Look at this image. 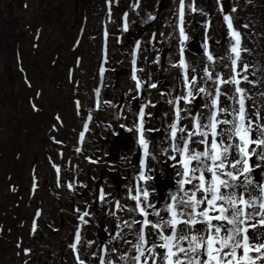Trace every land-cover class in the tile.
Returning a JSON list of instances; mask_svg holds the SVG:
<instances>
[{
    "label": "rangeland",
    "instance_id": "1",
    "mask_svg": "<svg viewBox=\"0 0 264 264\" xmlns=\"http://www.w3.org/2000/svg\"><path fill=\"white\" fill-rule=\"evenodd\" d=\"M29 2L30 7L25 9L20 6V0H0V42H3L0 43V209L5 208L6 196L13 203L18 199L17 195L6 192V185L3 182L5 171V175L12 172L14 180L26 186L30 163L28 160V163L22 162L29 157L34 159V151L40 160L38 167L41 170L42 192L30 191L27 195L26 188L23 189L25 194L21 195V208H17L19 219L15 221V225L17 232L26 231L24 239L28 242L24 243L29 246L18 247V244H15V237L12 238L0 249V264H77L75 254L68 247L73 241L76 221L78 225L80 213L75 211L77 208L93 213L91 223L82 226L81 229L85 244L79 247V254L86 264L98 263L100 255L98 246L101 245V241L107 244L106 247L109 249L119 248L114 254L106 253V259H112L114 264H123L118 258L127 250L128 264H132L130 257L135 255V252L130 246L109 240L110 234L117 230L116 224L133 218L142 219L137 213L127 210L135 206V202L128 199V190L142 183L138 180L137 135L135 132L127 131V128L121 129L119 125L132 127L141 105L149 100L156 105L145 109L146 112L152 113V116L147 118L145 127L160 129L157 132L146 133L148 141L151 142L150 152L156 158H148L151 171L148 170L146 175H151L154 179L148 181L145 186L150 192L155 189L151 200L157 204V208L162 209L171 196V190L173 193L176 192L174 188L177 187L176 182L179 178L176 173L181 170L176 161L169 159L174 153L166 139L167 126L172 116L171 106L166 101L180 95L184 90L182 71L172 66L178 63L180 58L178 49L181 38L177 29V9L180 0H140L138 8L133 7L136 0H111L113 8L111 13L106 10L105 0H29ZM190 3L191 0H185L184 30L188 40L184 41L183 45L186 50V61L196 69L198 78L204 75L203 69L206 64L210 65V71L228 75V69L224 65L230 63L229 61L217 59L212 65L206 60L203 52L206 35L204 24L207 21L210 22L207 38L212 53L216 58L228 54L230 37L217 0H195V7L198 9L195 13L188 8ZM84 4H87L85 9L82 8ZM230 5L237 9L231 15L235 28L241 33V47L250 49V52H242V57L249 59L247 63L255 72V76L249 75V79L257 81L255 86L241 82V87L246 89V96L249 97L246 106L251 110L254 105L264 113V96L261 95L264 93V0H230ZM125 9L130 11V27L127 32L120 26V13ZM32 12H36L42 27L38 60L28 52L29 43L25 42L29 26L18 20L20 15L25 20H32L27 23L35 24L36 19L33 20L30 16ZM150 15L156 19L149 20ZM104 20L110 21L109 60L104 73L100 72L98 75L103 38L101 26ZM9 23L14 27L12 32L6 29V24ZM23 24L26 31L21 28L19 32L24 39L20 45L23 56H27L24 61L33 80L32 84L35 80L41 84L42 70L44 72L46 69V86L42 83L46 95L42 97L43 100L40 99L43 107L37 112L33 110L32 103L37 105L35 100L39 98L38 92L20 78L21 74L15 67L14 45L11 43L9 45L11 40L13 43L14 32L23 27ZM244 24H248L249 27L244 28ZM80 26L84 29L78 46L83 57L78 59L77 63L78 60L73 62L75 55L70 45ZM120 30L122 38L119 40L117 31ZM137 40L141 43L136 65L138 69H144V72H138V76L142 80H148L150 77V82L157 83L158 88L148 89L145 86L141 89L139 98L133 99L137 93L130 76V51ZM57 49L60 50V56L56 58L52 56V59H49L51 52ZM154 59H158L159 64L152 63ZM70 64L73 66L72 74L67 73ZM23 70L27 76L24 67ZM59 81L62 86H59ZM95 83L101 93L99 99L111 102V105L102 104L99 110H95L94 107L97 98L92 87ZM12 87L15 93L12 92ZM69 91L72 97L75 94V97L80 99V112L71 109L73 102ZM61 93H64L63 97L60 96ZM160 93L171 95L162 96ZM233 93L234 89L229 86L228 95ZM58 101L61 103L59 108H62L63 118L70 119L67 121V125L71 124L68 130L60 126L61 119L58 121L53 114ZM204 102L205 98H197L193 102L195 106L193 110L206 112L200 107ZM228 103L236 106L234 101ZM10 109H14L12 113ZM86 112H92L93 118L84 140L80 141L78 132L84 128L82 125ZM165 113H168L167 117ZM28 121L40 128V134L34 132L36 135L33 145L28 140L31 139L30 133L17 130L29 124ZM50 127L53 130L51 135L58 137L57 139L64 145L63 151L59 152V147L50 141L51 150L48 152L47 163L46 147H42L40 143L41 140L42 143H48V135L45 134H48ZM77 148L81 151L78 152ZM163 149H168V152L165 153ZM86 157L99 159L100 163L92 164ZM54 165H59L62 169L59 179ZM58 180L61 182L59 187ZM6 183L8 184L7 180ZM68 183L74 184L75 191H69ZM81 184L87 187H81ZM100 186L106 193H110L109 201L119 200L122 205L127 206L124 210L117 211L116 219L106 215L105 210L111 208L110 204L97 202ZM34 208H41L42 215L37 217L35 223L37 233L30 229L34 234L29 235L27 230L34 219ZM151 219L157 218L151 216ZM138 228L139 225L136 226V229ZM133 231L135 229H124V232L128 233L126 239L135 242V236L131 234ZM0 240L2 242L3 239ZM88 240L95 243L91 247L86 246ZM24 248L30 250L27 255ZM94 252L97 253L96 257L92 255Z\"/></svg>",
    "mask_w": 264,
    "mask_h": 264
},
{
    "label": "snow or ice",
    "instance_id": "2",
    "mask_svg": "<svg viewBox=\"0 0 264 264\" xmlns=\"http://www.w3.org/2000/svg\"><path fill=\"white\" fill-rule=\"evenodd\" d=\"M139 4L140 0H136L133 7L138 8ZM217 4L230 37L228 54L216 58L209 50V22L205 25L204 55L212 65L217 59L229 61L230 63L224 65L229 74L214 73L209 70L210 65L206 64L204 75L198 78L196 69L184 58V50L181 47L178 63L172 66L182 70L184 90L180 95L166 101L172 111L166 139L174 153L169 159L176 161L181 169L176 173L179 177L176 183L178 193L182 195L172 194L162 209L157 208V204L151 200L155 189L150 192L145 186L148 181L154 179L145 174V169L151 171L146 160L156 158L149 151L146 133L160 131L145 127L147 118L152 116V113L146 112L145 109L156 105L151 100L141 105L132 127L119 125L121 129L127 128V131L136 133L144 155L140 160L141 170L138 174V180L142 183L128 190V199L134 201L135 206L127 209L137 213L142 219L121 221L116 224L117 230L109 237L110 241L117 244L123 242L130 246L135 252V255L130 257L132 264H264V113L254 105L251 110L246 106L249 97L246 96V89L240 87L242 81L254 86L257 81L249 79V75L255 76V72L251 70L252 66L242 59V52H250V49L241 47V33L234 26L231 13L237 9L231 7L230 0H217ZM188 8L193 13L198 11L195 0H191ZM177 15L180 43L183 45L184 41L188 40L184 30L185 0H180ZM155 19V16H149V20ZM128 25V13L125 12L123 31L129 30ZM243 27L248 28L249 25L244 24ZM105 35L107 36V33ZM139 50L140 42L137 41L133 50L131 76L137 95L133 99L139 98L141 89L145 86L148 89L158 88L157 83L150 82V77L148 80H142L138 76V72H144L143 68L136 67L135 57ZM151 62L159 64L158 59ZM100 72L103 73L104 69L101 68ZM25 83L30 86L27 79ZM229 86L234 89L232 95H228ZM99 95L97 89L95 110H99L102 104L111 105L110 101H101ZM261 95L264 96V93ZM198 97L205 98L200 107L206 112L193 110V102ZM228 101H234L236 106ZM76 103L79 109L81 102ZM32 108L34 111L39 110L35 103H32ZM165 116L167 117L168 113H165ZM56 119L59 121L60 117ZM91 119L89 114L88 120ZM80 138L83 140V132ZM77 151L81 149L77 148ZM163 151L167 153L168 149ZM86 158L92 164L100 163L99 159ZM54 168L59 174L60 168L56 165ZM60 183L58 180V187ZM187 185L191 187H186ZM80 186L87 187L83 184ZM35 187L34 182L33 188ZM67 187L70 192L75 191L73 183H68ZM109 196L110 193L101 188L97 202L110 204L111 208L105 210L106 215L116 219L117 211L124 210L127 206L122 205L119 200L109 201ZM75 211L80 213V223L74 231L73 242L68 247L75 254L77 264H86L79 254V247L85 244L81 225L90 224L93 213L88 210L81 211L79 208ZM150 216L157 219H149ZM124 229H135L131 233L135 236V242L126 239L128 233H125ZM35 230L34 222L32 231ZM94 243L95 241L88 240L86 246L91 247ZM98 247L101 253L114 254L119 251L117 247ZM29 251L25 249V254ZM92 255L96 257L97 253ZM128 258L129 253L125 250L118 259L123 264H128ZM98 259L99 264H114L112 259H106L104 255H100Z\"/></svg>",
    "mask_w": 264,
    "mask_h": 264
},
{
    "label": "trees",
    "instance_id": "3",
    "mask_svg": "<svg viewBox=\"0 0 264 264\" xmlns=\"http://www.w3.org/2000/svg\"><path fill=\"white\" fill-rule=\"evenodd\" d=\"M20 6H23L25 7V9H28L30 7V2L29 0H20ZM87 4L85 5H82V8H86ZM28 7V8H26ZM23 11H26V10H23ZM86 13V12H85ZM46 14L49 15V12L46 11ZM31 18L34 20L36 19V23L33 24V22H31V24L27 23L28 21H32V20H25L23 18V16H20L18 15V20H20V22H25V24H27L29 27H27L28 29V34H27V38H26V41L27 43H29V47H28V52L31 53L32 57L33 58H36L35 60H38L39 58V54H38V50L40 48V40L42 38V27L41 25L39 24V17L38 15H36V12H32L31 13ZM25 24H23V27H20L17 32H14V38H13V43H12V40L9 42V45L10 43L14 45V52H13V56L15 57L16 59V65L15 67L17 68V71L21 74L20 75V78L22 79V81L25 83V80L27 79V81L30 83L31 87L37 91L39 93V100H43L42 97H44V95H46L45 92H43V89H42V83L43 85H45V81H46V69L42 70V66H40V69L42 70V80L40 81L41 84H39L37 82V80H35V83L33 82L32 84V78L29 76V72L26 68V64H25V56H23V51H22V41L24 42V39H23V35H21L19 32L22 28V30L25 32L26 31V27ZM13 25L11 23L9 24H6V29L8 32H12L14 27H12ZM77 30H79L81 33H82V26L78 27ZM77 36H78V31L75 35V37L72 39V43H71V51L74 53L75 57H74V60L73 62L76 61V58L77 56L80 55L81 51L79 50V44H80V41L77 42ZM20 42H21V45H20ZM59 42L61 43V41L59 40ZM0 43H3V42H0ZM17 44V45H16ZM16 45V46H15ZM46 48V47H45ZM46 50V49H45ZM42 53V52H41ZM82 54V53H81ZM30 55V56H31ZM55 56L58 57L60 56V50H56V51H52L51 54L49 55V59H52L51 57ZM27 57V56H26ZM71 62V63H73ZM71 66V64L69 65ZM26 69L27 71V76L24 74V70L21 71V69ZM59 83V86H62V84L60 83V81L58 82ZM37 84V85H36ZM46 86V85H45ZM61 89V88H60ZM12 92L15 93V89L14 87L11 88ZM63 92V91H62ZM70 92V91H69ZM45 93V94H44ZM64 93H61L60 96L63 97ZM41 96V97H40ZM70 97H71V92H70ZM60 98V97H59ZM61 99V98H60ZM40 100V102H38L40 108H42V101ZM72 100V99H71ZM57 104L54 106L56 110H61L62 108H59L60 106V102H56ZM72 108H74V105L72 103ZM14 110V109H13ZM13 110L10 109V113L13 112ZM62 111V110H61ZM70 119H66L64 118V127L65 129L64 130H68L69 127H70V124L67 125V121H69ZM29 122V121H28ZM18 131L22 132V133H27L29 134L30 133V136H31V139H28L29 140V143L32 144L35 140H34V137H35V133H39L40 134V128H38V126L36 124H33V123H30L27 124V125H24L23 127H19L17 129ZM48 132H49V129H48ZM45 136H47V134H45ZM48 143H42V140H41V143L40 145H42V147H46V150H51L50 148V141H49V138L47 140ZM33 145V144H32ZM34 156V159L32 158H27L24 162H22L23 164H25L28 160V162L30 163L29 167L33 168L34 170V173L32 174L31 177H34L35 180H39L41 179V170L39 169V167L37 166L39 163H40V160L38 159L37 157V152L34 151L33 153ZM30 160V161H29ZM27 162V163H28ZM6 173V171H5ZM3 175V182L4 184L6 185V192L7 193H10V194H13V195H17L18 199H16V202L13 203V201H10V199L8 198V196H6L5 198V208L2 210L0 209V238L3 239L2 242L0 240V249H2L3 245L5 243H7L8 241H10L12 238L15 237V242L21 247V246H29V244H26L24 242H28V240L24 239V236H25V230L22 231V232H17L16 230V225H15V221L17 220L18 218V210L17 208H21V195H23L24 191L23 189L26 188V190L28 191L30 189L29 187V184H30V179L31 177L28 176L27 177V185L26 186H22L21 183L17 182L14 180L13 176H12V172L11 174H6ZM6 180L8 181V184L6 183ZM38 191L39 192H42V185H40V188H38ZM25 194V193H24ZM1 201V199H0ZM27 233L29 235H33L34 233L36 234L37 232H30L29 230H27ZM13 234V235H12ZM25 249V248H24ZM1 253V252H0Z\"/></svg>",
    "mask_w": 264,
    "mask_h": 264
}]
</instances>
